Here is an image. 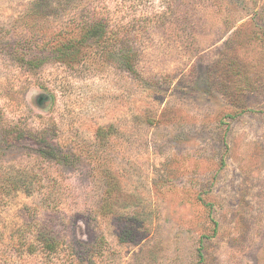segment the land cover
<instances>
[{
	"label": "rangeland",
	"instance_id": "374dc122",
	"mask_svg": "<svg viewBox=\"0 0 264 264\" xmlns=\"http://www.w3.org/2000/svg\"><path fill=\"white\" fill-rule=\"evenodd\" d=\"M0 264H264V0H0Z\"/></svg>",
	"mask_w": 264,
	"mask_h": 264
},
{
	"label": "trees",
	"instance_id": "16d2710c",
	"mask_svg": "<svg viewBox=\"0 0 264 264\" xmlns=\"http://www.w3.org/2000/svg\"><path fill=\"white\" fill-rule=\"evenodd\" d=\"M81 30L82 32L80 33V38L72 37L69 40L63 41V43H60L52 48L53 53L57 54L59 60H61L62 63L75 64L80 61L78 58L80 57V51L82 48V41L80 40L81 38H102L103 27L101 26L94 25L92 27H84L79 31ZM130 70H132V68H130ZM38 233L37 239L40 242V245L50 251L55 250L57 244L51 235V233H53L52 229L45 225L38 231Z\"/></svg>",
	"mask_w": 264,
	"mask_h": 264
}]
</instances>
